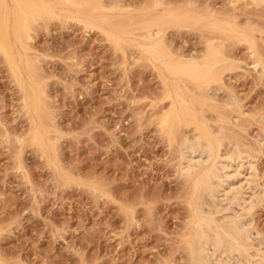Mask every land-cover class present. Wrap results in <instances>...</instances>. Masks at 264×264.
Segmentation results:
<instances>
[{
    "label": "rangeland",
    "instance_id": "obj_1",
    "mask_svg": "<svg viewBox=\"0 0 264 264\" xmlns=\"http://www.w3.org/2000/svg\"><path fill=\"white\" fill-rule=\"evenodd\" d=\"M49 2L19 12L15 62L0 51V264H196L183 146L202 130L243 155L228 181L252 205L216 213L249 237L228 262L264 264V0Z\"/></svg>",
    "mask_w": 264,
    "mask_h": 264
},
{
    "label": "bare ground",
    "instance_id": "obj_2",
    "mask_svg": "<svg viewBox=\"0 0 264 264\" xmlns=\"http://www.w3.org/2000/svg\"><path fill=\"white\" fill-rule=\"evenodd\" d=\"M11 1L13 3H15L16 6L19 7V10L18 9L17 10L12 9L13 12H11L12 13L11 20H9V17H8V16H10L9 15L10 13H7V11H6L7 10L6 9V2L7 1L6 2H5V0L1 1L3 6H4V9L0 10V51L2 53H4L7 57H9V56H10V58L13 57L11 60H13L12 62L14 63L15 62L14 61L15 55L13 54V50H14V48L17 47L14 43L15 42L14 39L16 38L17 42L19 39L20 43H22L23 33L27 30V27H26L27 25H26L22 29L23 32L20 30L22 32V34H20V32H19V28H18V25H19L18 22L20 20L19 19L20 16H18V15H20L19 12L21 13V11H23V13L26 14L25 15L26 17L28 16L31 18V20H33L32 17H39L43 13L45 14V13L51 12L53 3L49 2V0L48 1L47 0H39V1H37V0H11ZM53 7H54V5H53ZM10 8H11V6H10ZM227 28H228V26H227ZM230 29H231V27H230ZM11 36H13L14 39ZM21 45H19V47ZM212 49H213V47H212ZM15 50L17 52L18 49H15ZM215 55H217V54H215ZM16 56H17V54H16ZM210 60H212V58ZM12 62H10V63H12ZM192 64H194V63H192ZM197 64L198 63L194 64V66L196 65L195 67H198ZM205 64H207V63H204L203 66H205ZM15 66H17V65L14 64V67ZM194 66H193V68H194ZM11 67H12V65H11ZM209 67L205 66L206 69L203 67L204 68L203 71L208 70ZM167 68L169 69L168 71H171V72H172V70H176L179 72L181 71L183 73H190V70H192L191 67H185L183 65H178L177 67H174V66L171 67L170 66ZM212 68L214 69L215 67L213 66ZM17 69H18V67H17ZM196 70L199 73L202 72V70L199 69V67ZM211 71H210V73H211ZM14 72L17 73L16 69ZM20 72H21V70H20ZM212 72H213V74H215V70ZM28 73H30L28 75H30V77L32 78V73L30 71ZM24 74H26V73H24ZM17 76H19V75L17 74ZM27 78H29V76ZM18 79L20 80L21 77H18ZM23 80H24V78H23ZM28 81H30V80H28ZM32 84H33V82H31L30 85L32 86ZM24 85H26V84H24ZM24 87H22V88L24 89ZM33 88H34V86H33ZM29 89L32 90L31 87ZM24 90L26 91L27 89H24ZM32 91L30 93H32ZM178 94H180V93H178ZM26 96H27V94H26ZM31 96H33V95H31ZM33 97H37V100H38V96L35 92H34ZM33 97H31V98H33ZM28 98H29V94H28ZM26 100H27V98H26ZM33 100L34 99L31 100L30 104L34 103ZM37 100H35V102ZM177 100L179 103L183 104L185 99H184V97H182V95L181 96L179 95V96H177ZM29 102H30V98H29ZM31 106L33 109L37 108V106H34L33 104ZM40 120H42V119H40ZM170 120H171V118H170ZM176 120H175L177 122L176 124H179L180 119L176 118ZM173 123H171V124H173ZM169 129H170V127H169ZM175 129H176V127H175ZM175 129H173V130H175ZM43 132L41 131V133H43ZM201 132L202 133L198 136V138L195 139L196 140L195 142H193L194 140L188 141L189 139H185L184 146H183L186 150V153H183L185 155V156H183L184 162H185V164H184L185 166L183 169H185L184 170L185 173H189L190 170L192 168H194L195 166H200L199 167L200 170L198 172L196 171L195 175H193L191 178V180L193 179L192 184L194 183L193 186L195 188L194 189L195 194H196L195 195V198H196L195 204H196V208H197V209L195 208V212H196V216H197L196 220L198 219L196 221L197 222V225L195 226L196 229L194 228L195 233L193 234L194 235L193 236L194 237L193 244H192V253H193V257H194L193 259L195 260L194 262H196V264H210L211 261H208L207 258H209V257L212 258L213 257L212 255H215V252H216V255H217V253H218V255L217 256L215 255L216 257L215 258L213 257V259H216V258L223 259V260H219L218 262H220V264H229L228 258H227L229 256L228 254L233 255L235 253L236 254L239 253L238 254L239 256L243 255V253L241 254V252L243 251V247L245 249L244 240L246 239L248 233L246 234V227L243 225V221H241L240 218L239 219L238 218L233 219L229 223L226 221H225V223H220V222H218V217L216 216V213H218L220 211L219 208H221L220 201L222 202V198L219 199V197H220L219 195H221V196L223 195V197H226L223 199H228L230 203L232 202L233 204L239 205L242 210L247 209L246 211H248V209L252 205L251 200H248V199L246 200L244 196L240 195L241 191H240L239 186H238V188L231 187L230 182L228 181L229 174H231L227 170V169H229L228 166H230L229 161L236 160V159L241 160L243 158L242 157L243 155H241V153L240 154L236 153L234 150L236 155L237 154L238 155L236 156L234 154L236 157L233 155L234 156L233 158L228 157V158H230V159H228L229 161H224L225 158L222 159L218 153L221 141L219 140L220 142L219 141L214 142L215 140L213 138H212L213 139L212 140L210 135L206 131L202 130ZM34 135H36V134H34ZM43 137H44V135H43ZM35 139H36V137H35ZM40 141H43V139L41 140V138H38V144L40 143ZM42 145H44V144H42ZM40 146H41V144H40ZM43 148L45 149V147H43ZM194 152L198 153V154H196V156L198 155V159H196L197 157L194 159V155H195V154L193 155ZM237 152H240V151H237ZM245 157L246 156H244V158ZM240 160H239V162H240ZM208 162H210V164ZM239 162H238V164L235 163L234 166L235 165L237 167H238V165L240 166L241 162L240 163ZM202 165H203V167H201ZM206 165L208 167H206ZM231 166H233V165L231 164ZM236 166H235L234 172L236 171V169H238ZM252 168H254V166L251 165L250 163L248 165H246L247 175H246V179L244 178L245 182H248L249 181L248 177L252 176V173H253ZM231 175H233V174H231ZM257 197H258V195H257ZM197 211H198V213H197ZM247 238H249V237H247ZM208 247L210 248L209 250H212L211 247H213L214 252L213 251L211 252L212 255L210 252L207 251ZM224 251H225V258H223V257L221 258L222 253H224ZM206 252H208V254L210 253V255L208 257L206 256L207 255ZM226 254L228 255L227 257H226ZM229 257H231V256H229ZM235 264H236V262H235ZM247 264H249V262Z\"/></svg>",
    "mask_w": 264,
    "mask_h": 264
}]
</instances>
